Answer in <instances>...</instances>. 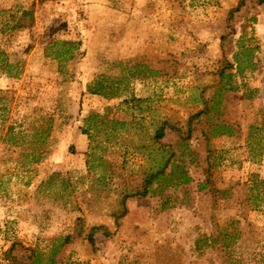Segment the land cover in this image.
I'll return each instance as SVG.
<instances>
[{
  "label": "rangeland",
  "instance_id": "obj_1",
  "mask_svg": "<svg viewBox=\"0 0 264 264\" xmlns=\"http://www.w3.org/2000/svg\"><path fill=\"white\" fill-rule=\"evenodd\" d=\"M0 51V264H264V3L0 0ZM100 76L127 89L91 94ZM164 122L165 178L124 200Z\"/></svg>",
  "mask_w": 264,
  "mask_h": 264
},
{
  "label": "trees",
  "instance_id": "obj_2",
  "mask_svg": "<svg viewBox=\"0 0 264 264\" xmlns=\"http://www.w3.org/2000/svg\"><path fill=\"white\" fill-rule=\"evenodd\" d=\"M261 3H264V0H260ZM34 19V15L32 13V11H22L19 15L16 16H12V22H13V26H8V28L12 29V30H16V29H21L24 27V23L26 24V22H33ZM66 46V47H64ZM64 46H57L55 49H53L54 45H50L48 47V56H52L54 55L58 60L59 63L62 64L70 59H73V48L78 49L77 48V44L74 42H65ZM68 46V47H67ZM14 69H18V66H14L13 64L9 63L6 59L5 53L0 51V73H5L7 75H9L10 77L14 76H18L20 75V72H17L15 74L12 73V71ZM133 77H140L141 74H133L134 72H131ZM138 75V76H137ZM125 80H128L126 77L124 78ZM123 80L117 79L115 82L106 76H100L97 78V80L94 81V83L91 85V90L90 93L91 94H95V95H103L107 98H113L116 97L117 94H121L122 91H124L123 89H127L126 85L125 87L122 89L120 86L123 84ZM129 82V81H128ZM144 101L140 98H137L135 96H132L131 98H127L125 100V104L127 105H133L134 107H136L137 109L140 108L141 104ZM202 115V112H199L198 114H196V118L200 117ZM98 117L95 115V118ZM89 118V119H88ZM86 120V128H84L83 130V134L87 135L90 139L92 137L91 134V117L89 116ZM52 119L49 118L47 125L45 126V128L43 129V132L40 134V137L43 138L45 140V143H47L48 141H50L51 136H52ZM167 122H164L162 125L160 124V126L155 130L154 132V139L155 142L160 146V150H162L163 153H168L166 159H164V162H162V168H158V170L156 171H151L149 172V174H147V176H145V178L143 179L142 185H141V190H139L138 192H136L135 194H126L124 200L130 198V197H145L146 195H148L149 192L154 191L153 189V185L155 182H158L160 179L165 178L166 175V169L168 168V166L171 163L172 158L175 155V152L172 151H168L169 148H172L171 145L169 144H164L162 142V140L165 138L166 136V126ZM122 126L124 125L123 123L121 124ZM181 137V141L184 140H189L190 139V135L192 133V127L189 124V130L187 132V136L184 137L183 133L181 132L180 129L176 130ZM111 137V136H110ZM87 166L88 169L91 170V161H90V154H87ZM165 158V157H164ZM189 181V177H186V175H182L181 177H179V181L176 180L174 185H179V184H184L185 182ZM125 213V209L122 212L123 216ZM93 231V230H92ZM89 241L91 243H95L94 240V236H93V232H91L88 235ZM69 239V238H67Z\"/></svg>",
  "mask_w": 264,
  "mask_h": 264
}]
</instances>
